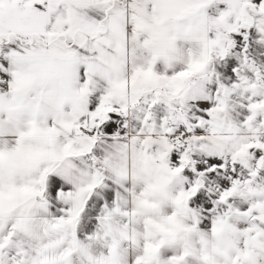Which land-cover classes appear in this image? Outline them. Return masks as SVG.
<instances>
[{
	"label": "snow or ice",
	"instance_id": "1",
	"mask_svg": "<svg viewBox=\"0 0 264 264\" xmlns=\"http://www.w3.org/2000/svg\"><path fill=\"white\" fill-rule=\"evenodd\" d=\"M0 264H264V0H0Z\"/></svg>",
	"mask_w": 264,
	"mask_h": 264
}]
</instances>
